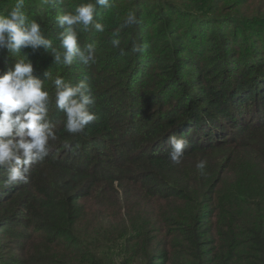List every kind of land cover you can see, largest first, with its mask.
<instances>
[{"label": "trees", "instance_id": "16d2710c", "mask_svg": "<svg viewBox=\"0 0 264 264\" xmlns=\"http://www.w3.org/2000/svg\"><path fill=\"white\" fill-rule=\"evenodd\" d=\"M88 2L24 11L58 48L56 17ZM94 18L103 32L77 30L95 62L0 49V74L33 63L57 136L27 184L0 169V264H264V0H110ZM58 76L94 97L78 134L55 106ZM172 135L188 142L180 164Z\"/></svg>", "mask_w": 264, "mask_h": 264}, {"label": "clouds", "instance_id": "9594fccd", "mask_svg": "<svg viewBox=\"0 0 264 264\" xmlns=\"http://www.w3.org/2000/svg\"><path fill=\"white\" fill-rule=\"evenodd\" d=\"M24 2L16 0L7 14H0V49L18 54L26 48L36 50L43 47L51 52L57 64L71 65L76 57L85 64L95 62L94 46L87 45V52L80 47L77 27L82 26L85 30L94 27L103 32L104 25L94 17L97 5L107 7L110 0L82 3L73 11L58 15L56 23L63 29L58 48L45 37L40 23L28 19ZM137 22L135 13L129 12L123 26ZM118 33L119 30L114 36ZM112 43L114 47H119L120 40L113 39ZM133 50L138 51V46L133 45ZM54 85L55 106L66 117L65 130L70 134L82 132L96 119L89 108L95 101L86 91V82L73 85L58 76ZM49 101L45 83L34 74L33 63L26 54L16 58L12 68L0 74V169H7L6 186L21 182L27 184L32 165L43 162L49 155L50 141L57 139L55 124L49 118ZM169 142L168 158L173 164H180L188 142L177 135L170 136ZM205 167L206 161L196 164L201 172Z\"/></svg>", "mask_w": 264, "mask_h": 264}, {"label": "rangeland", "instance_id": "374dc122", "mask_svg": "<svg viewBox=\"0 0 264 264\" xmlns=\"http://www.w3.org/2000/svg\"><path fill=\"white\" fill-rule=\"evenodd\" d=\"M40 3H42V1Z\"/></svg>", "mask_w": 264, "mask_h": 264}]
</instances>
